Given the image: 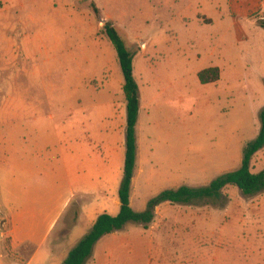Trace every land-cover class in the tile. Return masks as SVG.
<instances>
[{"label":"rangeland","instance_id":"374dc122","mask_svg":"<svg viewBox=\"0 0 264 264\" xmlns=\"http://www.w3.org/2000/svg\"><path fill=\"white\" fill-rule=\"evenodd\" d=\"M263 20L264 0H0V169L15 182L13 209L44 215L50 199L70 204L36 264L90 232L86 209L119 213L127 103L104 21L137 52L144 110L131 200L143 212L165 190L206 187L241 167L264 108ZM210 67L222 78L203 85L198 74ZM263 170L264 149L252 161L253 173ZM86 264H264V193L227 187L217 204L163 203L148 228L128 223Z\"/></svg>","mask_w":264,"mask_h":264},{"label":"trees","instance_id":"16d2710c","mask_svg":"<svg viewBox=\"0 0 264 264\" xmlns=\"http://www.w3.org/2000/svg\"><path fill=\"white\" fill-rule=\"evenodd\" d=\"M93 10L100 19V9L93 3ZM264 29V20L259 24ZM103 34L112 43L124 78L123 93L127 103V124L125 132V165L123 178L118 192L120 212L116 216L108 213L100 215L90 232L72 249L63 264H86L93 254L96 244L104 237L118 232L132 222L142 224L145 228L154 221L155 209L163 203L176 205H194L198 201L217 204L221 201L222 193L227 187H236L246 198L264 193V170L252 172V161L256 154L264 149V108L260 113V130L254 141L244 150V158L239 169L224 173L209 186L192 188L182 186L161 192L153 198L147 210L136 212L131 205L133 181L137 170L138 144L137 125L141 108L140 86L135 77L134 60L137 52L131 51L128 42L111 21H104ZM221 77L219 68H208L198 74L201 84L218 82Z\"/></svg>","mask_w":264,"mask_h":264},{"label":"crops","instance_id":"0c3cea01","mask_svg":"<svg viewBox=\"0 0 264 264\" xmlns=\"http://www.w3.org/2000/svg\"><path fill=\"white\" fill-rule=\"evenodd\" d=\"M210 68H214V67H210ZM217 68H219L221 71V77H220L221 80L223 71L220 67ZM134 71H135V63H134ZM220 80L218 82H220ZM218 82L211 84H216ZM140 92H141V88H140ZM142 103L143 102L141 98V108H140L138 124L141 119L140 118L141 113L144 110V107L142 110ZM137 144H138V152H139L137 159V170H138L140 165V151H139L140 142L138 136V125H137ZM124 162H125V157H124ZM103 164H101L100 171H107L108 164L107 163L105 165ZM91 166L94 167L95 170L98 169L97 165L92 164ZM95 170L93 171L95 172ZM98 171L95 172L96 173L95 176L97 178L99 176ZM134 182H135V178L133 181V185ZM14 185L15 182L11 181L10 183H8V181H6L0 169V264H36L41 249L49 240V238L52 236V234L56 231L60 221H62L63 219L65 220V218L67 217L70 204L68 200L65 201V200H59L53 198L50 199L49 209L47 213H45L44 215L37 213L25 214L22 212L20 213L15 212V210L13 209V203L15 202V200L12 197L13 188H15ZM96 185L98 184L96 183ZM131 205H132V200H131ZM95 211L89 209L85 210V214L88 217V225H89L88 231L92 229L93 225L95 224L97 218L100 215L107 213V210H105L104 207L101 208V212L94 215L93 213ZM119 212H120V208H119ZM81 216L82 213L79 212L78 215L74 217L73 219L74 221L69 228H67L66 224H64V226L61 228L59 232V236L61 240L68 239L70 237V235L73 233V230L77 227L80 218H82ZM23 220L28 221V223L30 222L29 223L30 225H28V227L25 228L22 223ZM42 227H44L45 235L43 240L40 241L37 240V234ZM79 242L73 244L62 255L53 256L52 253L45 254V263L47 262V264H63L67 259L70 251L74 249ZM28 248L30 249V251L27 252Z\"/></svg>","mask_w":264,"mask_h":264}]
</instances>
